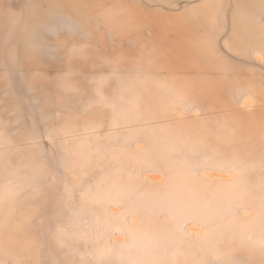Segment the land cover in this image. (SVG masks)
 I'll return each instance as SVG.
<instances>
[{"label":"rangeland","instance_id":"1","mask_svg":"<svg viewBox=\"0 0 264 264\" xmlns=\"http://www.w3.org/2000/svg\"><path fill=\"white\" fill-rule=\"evenodd\" d=\"M0 264H264V0H0Z\"/></svg>","mask_w":264,"mask_h":264}]
</instances>
